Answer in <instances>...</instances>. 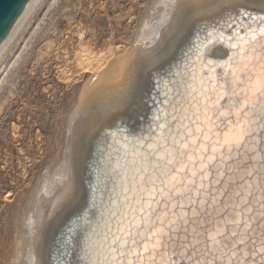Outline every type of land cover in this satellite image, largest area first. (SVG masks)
I'll list each match as a JSON object with an SVG mask.
<instances>
[{"label": "bare ground", "instance_id": "obj_1", "mask_svg": "<svg viewBox=\"0 0 264 264\" xmlns=\"http://www.w3.org/2000/svg\"><path fill=\"white\" fill-rule=\"evenodd\" d=\"M158 1L157 15L139 23L136 57L115 61L101 75V86L90 90L87 113L79 124L80 131L91 138L84 168L79 163L84 178L75 174V181L71 180L70 169L61 166L38 183V211L24 218L23 264H117L115 250L123 249V240L150 243L148 237L164 213L167 220L177 221L175 227L180 231L173 235L183 239L186 225L191 240L193 229L203 231L202 224L224 227L234 212H244L245 219L250 214L253 221L252 231L244 236L247 243L240 246L241 258L246 255L249 264H261L262 229L258 225L264 214V133L258 123L264 121V108L249 90L248 76L255 80L260 71L264 38L249 42V25L264 23L260 15L264 0H176L173 5L172 0ZM176 7L182 19L179 35L157 54L156 44L174 22ZM244 13L248 16L243 17ZM185 21L189 22L187 29ZM245 63L249 65L247 75L239 74L243 83L233 85L232 71ZM142 69L148 73L144 87L139 86L136 72ZM213 84L226 85L224 100L218 101L220 89H213ZM233 87L238 95H231ZM246 98L252 106L239 116L233 114ZM205 112L213 116L214 123L206 119ZM238 120L254 134L242 146L225 145L226 139L234 140L239 134ZM80 146L74 150L84 156L87 149ZM185 165L179 178L185 182L180 187L186 194L169 200L167 190L157 192L149 208L145 203L146 189L151 187L148 177ZM82 182L85 191L80 197ZM157 186L162 187L159 181ZM76 201L48 241L45 259L39 257L44 255V245L39 246L41 224ZM169 255L157 252L156 259L167 260ZM195 258L205 259L199 252L187 259L191 264Z\"/></svg>", "mask_w": 264, "mask_h": 264}, {"label": "rangeland", "instance_id": "obj_2", "mask_svg": "<svg viewBox=\"0 0 264 264\" xmlns=\"http://www.w3.org/2000/svg\"><path fill=\"white\" fill-rule=\"evenodd\" d=\"M157 1L53 0L1 79L0 264H23L24 218L38 211L35 191L42 176L53 175L64 166L70 169L71 180L75 181L76 176L84 178L83 163L91 138L80 131L79 124L87 113L90 90L101 86V75L115 61L136 57L137 31L143 20L151 21L149 16L157 15L161 7ZM156 3L158 8L154 7ZM177 8L174 22L169 23L162 35L163 42L156 44L157 54L175 43L179 35L182 19H178ZM187 21L185 28L189 27ZM136 72L139 86L144 87L148 73H143V69ZM79 145L81 149L86 147L85 157L82 150L81 154L77 153L79 156L76 154L74 149ZM83 184L80 197L85 191ZM77 203L70 205V209L55 212L56 215L53 213L41 224L39 246L44 245L41 246L44 255L39 257L45 259L48 241ZM50 220L52 223H48ZM50 225L49 231L46 227Z\"/></svg>", "mask_w": 264, "mask_h": 264}, {"label": "snow or ice", "instance_id": "obj_3", "mask_svg": "<svg viewBox=\"0 0 264 264\" xmlns=\"http://www.w3.org/2000/svg\"><path fill=\"white\" fill-rule=\"evenodd\" d=\"M249 31L251 33L249 42L256 41L258 37L264 38V23H261L256 27L249 25ZM261 49H264V43L261 44ZM253 51H255V49H253ZM260 56L261 61L259 64V74L255 80H253L252 76H248V82L249 90L252 95L257 97L256 103H259L261 107L264 108V51L261 52ZM209 67L211 68V66ZM246 69H249V65L247 63L243 65V68L237 67L232 71L233 85L243 83V81L239 78V74L247 75V72L245 71ZM217 87L220 89V92L218 93V101L224 100L227 95L224 91L226 85H212L213 89ZM231 95H238L235 87H233ZM251 106L252 105H250L249 100L246 98L242 102L240 108H238L233 114L239 116L244 109ZM220 115L224 116L226 113L221 112ZM245 115H247V113H245ZM205 117L208 121H212L214 123L213 116L208 115L207 112H205ZM236 126L239 128V134L236 135L234 140L229 141L226 139L225 145L234 144L236 146H242L245 143L246 138L254 134L252 131L246 130L244 123L240 120L237 121ZM258 127L260 133H264V121L259 122ZM229 132L231 133L232 129H229ZM209 159L214 160L215 157H210ZM185 168L186 165L178 169H172L171 172L161 170L159 174H154L153 176L148 177V182L151 184V187L146 189L148 199L145 203L149 208H151L152 202L156 200L155 193L157 192L167 190L169 193V200H174L177 197H181L186 194L180 187V185L185 182L179 178V173L184 171ZM201 171H203V167ZM193 175H195V173H193ZM157 181H159V185H162V187L157 186ZM181 207H183V205H181ZM244 216V212H234L232 219L224 221V227L216 225L212 228H207L202 224L200 225V228L203 229V231L193 229L191 233L192 239L190 240L186 225L184 226L185 235L183 239L173 235L174 232L180 231V229L175 227L177 221L167 220V213H164L158 218L159 226L154 227L148 237L150 243H140L135 238H133L130 242L128 240H123V249L115 250L117 252V264H190V261L187 258L191 254L197 252L203 255L205 259L201 260L199 258H195L191 261V264H217L218 261L219 264H249L246 255L244 258H241L240 253L242 249L240 246L247 243L244 236H247L248 233L252 231L253 221L250 214L247 219H245ZM181 219H183V217H181ZM258 226L262 229L259 255L261 256V264H264V214H262ZM230 228L233 230L229 232ZM235 229H239L240 231H236ZM130 235L131 233L129 232V236ZM121 239L123 238L121 237ZM252 243L255 244V240H253ZM138 244L139 247L136 246ZM198 245H202L203 247H198ZM149 250H151L149 256L145 257V252H149ZM157 252L169 255V259L157 261ZM222 256H226L228 258L224 260L221 258ZM207 257H211V259H207Z\"/></svg>", "mask_w": 264, "mask_h": 264}, {"label": "water", "instance_id": "obj_4", "mask_svg": "<svg viewBox=\"0 0 264 264\" xmlns=\"http://www.w3.org/2000/svg\"><path fill=\"white\" fill-rule=\"evenodd\" d=\"M52 2L0 0V81Z\"/></svg>", "mask_w": 264, "mask_h": 264}]
</instances>
